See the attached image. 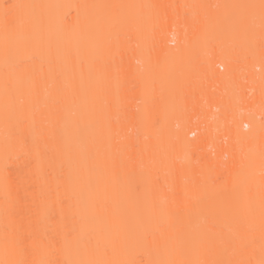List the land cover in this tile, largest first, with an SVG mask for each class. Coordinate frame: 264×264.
<instances>
[{"label":"bare ground","instance_id":"1","mask_svg":"<svg viewBox=\"0 0 264 264\" xmlns=\"http://www.w3.org/2000/svg\"><path fill=\"white\" fill-rule=\"evenodd\" d=\"M145 1L138 0V12ZM151 2L159 24L177 27V45L175 51L159 46L154 61L140 51L134 80L141 87L157 81L147 99L155 105L168 103L172 121L159 131L170 137L165 151L170 167L214 170L215 175L241 169L244 182L235 185L233 193L243 187L254 197L263 158L264 23L245 29L239 22L228 28L240 35L237 38L216 34L194 43L185 40L184 30L192 25L212 29L201 16L196 25L183 14L206 8L208 19L213 18L212 0ZM123 3L104 2L98 11L89 0L86 10L111 17ZM60 6L59 0H0V264H264V210H250L249 221L244 215L241 224L208 219L211 210L202 220L195 208L177 207L167 216L187 213L156 221L141 213L126 219L121 208L111 207L108 142H100L107 129L99 132L95 126L93 93L98 57L107 61V52L117 46V34L73 30L63 22ZM212 53L218 56L213 66L222 62L225 72L214 67L206 72L201 62ZM105 70L100 82L105 93L111 84L113 103L122 76L117 75L116 82L115 74ZM175 90L180 99L172 103ZM229 93L241 102H222ZM220 105L221 112H247L245 126L250 124V130L237 133L229 117L220 118L222 123L215 120L213 108ZM109 108L102 107L99 116ZM175 122L183 128L181 133ZM193 129L198 133L189 139ZM119 145L122 174L138 163L145 165L146 146L141 144L137 151L133 140L125 138ZM160 188L152 200L181 203L197 200L203 190L210 197L230 191L229 184L199 185L193 177Z\"/></svg>","mask_w":264,"mask_h":264},{"label":"rangeland","instance_id":"2","mask_svg":"<svg viewBox=\"0 0 264 264\" xmlns=\"http://www.w3.org/2000/svg\"><path fill=\"white\" fill-rule=\"evenodd\" d=\"M59 1L61 2L60 16L63 22L68 23L71 29L117 34V46L107 52V61L104 63V57H98L100 58L101 64L96 66L93 93L94 109L97 112L95 126L99 132L101 129H107V131L100 135V142H108L106 149L108 160L106 172L108 197L111 207L121 208L123 216L126 219H130L135 213L137 215L141 213V215L144 214L142 218L145 216L144 218L146 219L156 221L178 218L182 214L187 213V211H181L179 214V212L174 211L171 216H167L168 210L172 208L185 207L186 210L195 208L197 210L195 215L198 219L202 220L204 216H207L205 212L211 210L212 213L207 216L209 217L208 219L217 220L223 218L233 223L241 222V224L242 222L245 223V216V218L248 217L246 222L249 221L250 217L246 214L250 210H264V119L261 120L263 138L259 144V148L261 149L260 153L263 154L261 170L258 171L261 176V185L258 189L259 192L254 197H250V189L243 187L233 193L232 188L244 182L241 169L234 173L223 172L220 175H215L213 173L214 170L204 171L202 168L185 170L170 167L169 163L171 160L165 156V151L170 148V137L160 136L161 128H165L166 126L168 128L172 121L170 119L168 103L166 100H163L160 104L155 105L153 102L148 101L147 98L152 97L151 94L157 86V81L156 83L153 81V84L150 85L149 83L152 81L147 83L148 88L147 86L144 87L143 83L142 87L144 88L141 92H138V87H141L142 83L140 82L141 84H139L134 80L136 66L140 64L137 60L138 54L141 53L140 51L143 52V56L146 59L149 60L151 57L154 61L156 56L155 50L159 46L163 48L166 46L165 49L168 51H170L169 47H171L175 51L177 45V36L179 34L177 27L174 25L159 24L158 21L160 19L152 11L154 4L151 0L143 3L140 12H138L139 6L137 7L138 0H124L122 7L117 8L115 14L111 17H102L98 12V7H101L104 2L113 0H94L96 3L94 7L98 11L91 10L93 12L86 10V3L89 0ZM212 2V8L214 10L212 14L213 18L208 19V16L204 13L206 8L183 14L184 17L194 18L196 25L200 24L196 17L201 16L200 18L206 23L205 25L209 29H212L206 30L205 28L196 30V26L194 25V27L192 25L191 29L187 28L188 30L183 31L185 40L190 38L195 43V41L198 42L203 38H211L216 34L233 35V38H237L240 35L234 34L235 32L228 28H235L239 22L245 29L255 24L261 25V23H264V0H212ZM131 14H133L132 17ZM114 22H119V24L114 25ZM119 39L123 41L122 46L118 44ZM167 39L173 41H167ZM207 57L209 60L201 63L205 65L208 74L214 68L221 73L225 72L226 66L222 62H216L217 64L213 66V62L217 61V54H208ZM146 59H144L145 62ZM121 64L123 65L121 66ZM105 69L115 74L116 82L118 76H122L121 82L118 83L119 89L113 103L110 102L111 84L108 83V86H106L108 92L105 93V85L100 82L105 74ZM256 70H259V67H256ZM179 93L180 91L177 90L170 96L172 103L180 99ZM241 100L240 97L232 96L229 93L225 95L222 102L226 105L230 103L239 104ZM262 101H264V96H262ZM107 106L108 108L110 106L109 111L105 112L103 117L99 116L98 112L100 113L101 108ZM220 108L221 105L213 108L214 116L212 117L215 120L222 123L220 118L225 119L229 117L236 132L238 130L244 132L250 130V124L245 126L247 112L242 110L235 112L226 110L225 112H221ZM132 118L133 121L131 122ZM122 123H124L123 127L121 126ZM150 125L152 126L151 129ZM175 128L178 133H181L183 130L176 122ZM159 129L161 130L159 131ZM157 130L158 132H155ZM197 133L198 130L193 129L191 134L188 135V138L193 139ZM124 138L128 140L132 139L137 151L140 145L143 144L147 148V153H149V156H147L148 159L145 160V165L138 163L125 175L122 174V146L119 145ZM97 142H99V135ZM153 158H155V161ZM190 177H193L194 183L199 185L206 182L217 186L229 184L230 191H218L214 193V196L210 197L209 191L203 190L197 200L192 199L181 203L166 200H152L153 197L159 195L161 186L175 182H184ZM138 178L140 179L138 180ZM246 191L247 194L245 193ZM147 213L149 215L152 214V216H148ZM141 215L139 214V218H141ZM147 216L152 218H147Z\"/></svg>","mask_w":264,"mask_h":264}]
</instances>
